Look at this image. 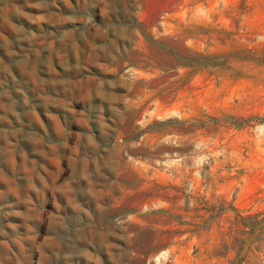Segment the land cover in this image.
I'll use <instances>...</instances> for the list:
<instances>
[{
    "label": "rangeland",
    "instance_id": "1",
    "mask_svg": "<svg viewBox=\"0 0 264 264\" xmlns=\"http://www.w3.org/2000/svg\"><path fill=\"white\" fill-rule=\"evenodd\" d=\"M0 264H264V0H0Z\"/></svg>",
    "mask_w": 264,
    "mask_h": 264
},
{
    "label": "crops",
    "instance_id": "2",
    "mask_svg": "<svg viewBox=\"0 0 264 264\" xmlns=\"http://www.w3.org/2000/svg\"><path fill=\"white\" fill-rule=\"evenodd\" d=\"M54 137V136H53ZM6 168V167H5ZM114 178H116V175L115 174H113V173H109V172H107V174H106V179H105V182L106 183H109V182H112L113 180H115ZM81 182V181H80ZM89 192H91L90 190H89ZM100 194H99V197H97V200H99L98 202H100L101 201V203L103 204H105L106 206H102V208H105V209H108V205L110 204V203H113V202H115V200L117 199V197H116V195H115V192L113 191V190H111V188H108L107 189V192L105 193V192H103V189L102 190H100ZM103 193V194H102ZM83 195V194H82ZM77 198L79 199V200H81V202H83L84 204V206H85V208H88V207H92V203L90 202V200H91V197L89 198V197H86V195H83V196H81L80 197V195H78L77 196ZM97 202V203H98ZM98 205V204H97ZM96 205V206H97ZM98 217L99 216H97V215H94L93 217L91 216V220H90V222H92V221H97V219H98ZM61 250V249H60ZM59 262H62V263H64L65 261H63L62 259H59Z\"/></svg>",
    "mask_w": 264,
    "mask_h": 264
}]
</instances>
